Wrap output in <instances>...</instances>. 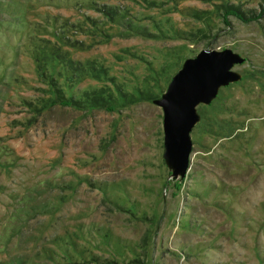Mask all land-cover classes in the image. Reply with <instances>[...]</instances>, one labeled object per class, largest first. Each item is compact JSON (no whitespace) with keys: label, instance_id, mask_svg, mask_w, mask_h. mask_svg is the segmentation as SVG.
I'll return each instance as SVG.
<instances>
[{"label":"rangeland","instance_id":"obj_1","mask_svg":"<svg viewBox=\"0 0 264 264\" xmlns=\"http://www.w3.org/2000/svg\"><path fill=\"white\" fill-rule=\"evenodd\" d=\"M203 49L244 60L174 176L157 100ZM117 87L154 98L53 102ZM0 264H264V0H0Z\"/></svg>","mask_w":264,"mask_h":264},{"label":"water","instance_id":"obj_2","mask_svg":"<svg viewBox=\"0 0 264 264\" xmlns=\"http://www.w3.org/2000/svg\"><path fill=\"white\" fill-rule=\"evenodd\" d=\"M243 60L231 49H203L187 59L157 100L164 108L165 145L172 157L174 176L184 175L188 166L191 131L199 121L197 106L215 98L222 85L238 80L231 68Z\"/></svg>","mask_w":264,"mask_h":264},{"label":"trees","instance_id":"obj_3","mask_svg":"<svg viewBox=\"0 0 264 264\" xmlns=\"http://www.w3.org/2000/svg\"><path fill=\"white\" fill-rule=\"evenodd\" d=\"M230 9L231 8H227V11H231ZM237 12L242 13L239 11V9L237 10ZM248 17L249 16H247V18ZM250 17L256 18L258 17V14H252ZM117 91V96L115 97H113L112 95L93 91L86 93V95L81 98H77L73 95L67 97L65 94L60 95L59 91L55 89V97H53V102L54 104L68 105L80 109H94L102 107L107 110L114 111L117 107L123 105L139 103L141 101H150L154 98L153 95L140 90H136L135 93L132 91H125L124 89L117 87Z\"/></svg>","mask_w":264,"mask_h":264}]
</instances>
